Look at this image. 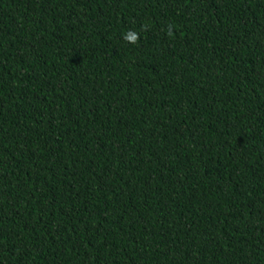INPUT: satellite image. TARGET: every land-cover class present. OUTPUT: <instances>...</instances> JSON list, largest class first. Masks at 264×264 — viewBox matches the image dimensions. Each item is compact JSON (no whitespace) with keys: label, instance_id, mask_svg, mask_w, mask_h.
Here are the masks:
<instances>
[{"label":"trees","instance_id":"16d2710c","mask_svg":"<svg viewBox=\"0 0 264 264\" xmlns=\"http://www.w3.org/2000/svg\"><path fill=\"white\" fill-rule=\"evenodd\" d=\"M0 264H264V0H0Z\"/></svg>","mask_w":264,"mask_h":264}]
</instances>
